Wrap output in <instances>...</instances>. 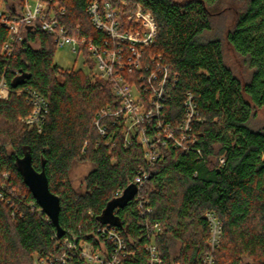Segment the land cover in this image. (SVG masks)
I'll return each instance as SVG.
<instances>
[{"label": "trees", "instance_id": "16d2710c", "mask_svg": "<svg viewBox=\"0 0 264 264\" xmlns=\"http://www.w3.org/2000/svg\"><path fill=\"white\" fill-rule=\"evenodd\" d=\"M94 1L66 0L62 22L72 36L100 42L102 36L87 13ZM236 1L243 5L226 8L224 0L115 4L126 29L139 28L127 23L136 4L158 24L145 56L162 58L177 76L167 120L181 118L188 93L194 96L200 118L193 125L197 137L193 150L169 149L144 183L153 210L148 220L163 228L156 239L163 264H203L210 252L208 212L223 226L215 264H264V122L253 126L264 112V0ZM226 12L234 18L223 41L212 33L215 19ZM7 39L8 31L0 26V82L5 74L10 89L8 98L0 99V264H34L37 257L58 255L59 241L72 237L110 256L112 245L98 232L106 225L120 231L126 241L130 257L123 264L148 262L144 220L133 201L116 210L119 225L100 219L116 192L132 185L144 163L139 144L125 148L118 132L115 145L106 147V138L94 126L104 107L118 105L110 85L93 72L57 66V44L41 30L30 29L12 57L2 51ZM226 47L242 59L246 74L236 73L227 63ZM85 57L93 69L86 52ZM25 87L36 89L49 103L41 133L19 121L32 112L26 98L17 93ZM28 155L32 167L45 172L50 191L60 198V225L65 230L60 240L51 219L39 213L42 208L23 179L18 160ZM79 163L91 165L83 189L75 188L70 179ZM69 264L88 263L76 253Z\"/></svg>", "mask_w": 264, "mask_h": 264}, {"label": "built area", "instance_id": "2783aa9c", "mask_svg": "<svg viewBox=\"0 0 264 264\" xmlns=\"http://www.w3.org/2000/svg\"><path fill=\"white\" fill-rule=\"evenodd\" d=\"M65 1L17 0L7 3L0 0V26L8 31V39L2 51L7 57H12L26 33L30 29H38L53 37L57 47H69L72 54L76 57L81 55L85 60V52L91 57L94 63L93 76L110 85L118 104L116 107H104L99 112L94 121L95 128L100 136L106 138V147L115 145L114 141L119 132L125 148L137 143L143 151L144 163L138 168L131 185L137 189L131 201L135 203L144 220L141 226L147 234L145 252L148 262L141 264H163L156 243L163 228L159 223L148 220L153 210L143 187L150 171L163 163L169 149L189 153L195 147L197 137L193 125L196 120L200 121L197 104L194 96L188 93L181 118L177 121L167 120L168 103L177 83V76L172 74L162 58H146L145 49L154 43L158 24L153 15L145 12L140 4H136V11L127 19L128 24H138V29L124 27L115 6L118 0H95L89 5L87 13L91 24L102 36L101 41L97 42L92 38L70 34L67 25L62 22L67 15ZM17 93L23 95L32 108L31 114L19 121L29 129L41 133L49 111L47 99L32 87H25ZM9 95L10 89L3 74L0 99L5 100ZM111 127L117 128L111 132ZM220 163H224L223 158ZM3 177L9 179L8 174H3ZM124 191L118 190L115 198H121ZM31 206L33 209V205ZM43 212L42 209L39 210L40 214ZM205 218L210 228V252L203 264H215L214 254L220 244L223 226L212 212H208ZM98 232L112 245L110 256L105 251L96 249L90 242L72 237L59 241L58 255L37 257L34 264H69L76 253L88 264H123V260L130 257V253L121 232L111 225L100 227Z\"/></svg>", "mask_w": 264, "mask_h": 264}, {"label": "water", "instance_id": "95a60500", "mask_svg": "<svg viewBox=\"0 0 264 264\" xmlns=\"http://www.w3.org/2000/svg\"><path fill=\"white\" fill-rule=\"evenodd\" d=\"M18 165L26 185L39 206L51 219L57 230V237L61 239L65 235V230L60 225L61 201L58 196L50 191L45 172H37L32 167V158L29 155L19 159ZM136 192L135 186H129L121 198L109 202L100 217L101 221L105 224L119 225L120 220L115 214L116 210L126 207L134 198Z\"/></svg>", "mask_w": 264, "mask_h": 264}, {"label": "rangeland", "instance_id": "374dc122", "mask_svg": "<svg viewBox=\"0 0 264 264\" xmlns=\"http://www.w3.org/2000/svg\"><path fill=\"white\" fill-rule=\"evenodd\" d=\"M243 3H240L236 0H224L223 7H240ZM234 15L232 12H226L224 16L216 18L214 21V30L213 36L220 37L223 41H225V35L227 28L233 24ZM211 35V34H210ZM225 56L227 63L235 70L236 73L246 74L245 67L243 66V61L239 57H237L229 48L225 49ZM54 63L64 70H75V71H83L86 74L94 73V67H91L85 62L83 56L76 57L71 53L69 47H57V51L54 56ZM264 122V112H262L259 116V119L255 121L253 126L259 127L260 124ZM91 170V165L88 163H79L73 166V169L70 174V179L72 185L75 188L83 189V180L89 174Z\"/></svg>", "mask_w": 264, "mask_h": 264}]
</instances>
